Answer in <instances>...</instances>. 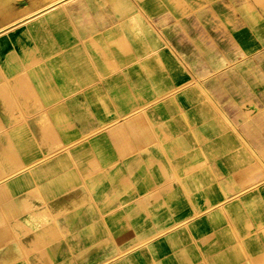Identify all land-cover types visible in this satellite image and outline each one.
I'll return each instance as SVG.
<instances>
[{
	"label": "crops",
	"instance_id": "0c3cea01",
	"mask_svg": "<svg viewBox=\"0 0 264 264\" xmlns=\"http://www.w3.org/2000/svg\"><path fill=\"white\" fill-rule=\"evenodd\" d=\"M0 264H264V0H0Z\"/></svg>",
	"mask_w": 264,
	"mask_h": 264
},
{
	"label": "bare ground",
	"instance_id": "6f19581e",
	"mask_svg": "<svg viewBox=\"0 0 264 264\" xmlns=\"http://www.w3.org/2000/svg\"><path fill=\"white\" fill-rule=\"evenodd\" d=\"M65 3H66V2H65ZM65 3H64V4H65ZM32 18H33V17H32ZM32 18H31V19H32ZM18 23H19V24H18ZM20 23H22V22L18 21L17 23H15L14 25H11V26L20 25ZM8 28H10V27H8Z\"/></svg>",
	"mask_w": 264,
	"mask_h": 264
}]
</instances>
